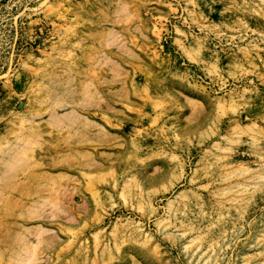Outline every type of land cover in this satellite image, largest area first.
I'll use <instances>...</instances> for the list:
<instances>
[{"label":"rangeland","instance_id":"rangeland-1","mask_svg":"<svg viewBox=\"0 0 264 264\" xmlns=\"http://www.w3.org/2000/svg\"><path fill=\"white\" fill-rule=\"evenodd\" d=\"M0 264H264V0H0Z\"/></svg>","mask_w":264,"mask_h":264}]
</instances>
